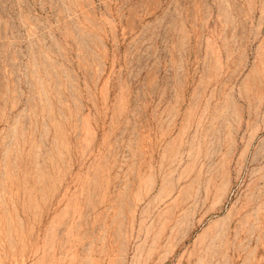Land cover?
I'll use <instances>...</instances> for the list:
<instances>
[{"label":"rangeland","instance_id":"rangeland-1","mask_svg":"<svg viewBox=\"0 0 264 264\" xmlns=\"http://www.w3.org/2000/svg\"><path fill=\"white\" fill-rule=\"evenodd\" d=\"M0 264H264V0H0Z\"/></svg>","mask_w":264,"mask_h":264}]
</instances>
